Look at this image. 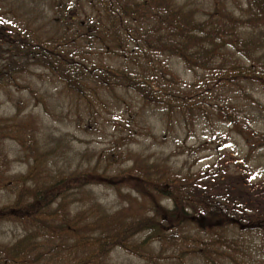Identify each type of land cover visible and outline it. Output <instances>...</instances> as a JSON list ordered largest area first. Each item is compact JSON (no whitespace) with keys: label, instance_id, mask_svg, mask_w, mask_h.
I'll return each mask as SVG.
<instances>
[{"label":"trees","instance_id":"16d2710c","mask_svg":"<svg viewBox=\"0 0 264 264\" xmlns=\"http://www.w3.org/2000/svg\"><path fill=\"white\" fill-rule=\"evenodd\" d=\"M33 67L83 105L89 123L101 117L95 104L110 99L134 120L129 93L180 129L217 132L219 123L264 146L248 126L264 116L256 96L264 97V0H211L201 13L178 0H0V92L38 99L25 78ZM40 134L32 113L0 118V191L11 195L0 223L24 233L0 244V264H110L116 249L144 264H264V179L248 157L235 171L216 149L215 162L194 172L128 152L124 167L70 171L66 153ZM7 142L23 155L24 174L10 175ZM92 188L111 191L117 209Z\"/></svg>","mask_w":264,"mask_h":264},{"label":"rangeland","instance_id":"374dc122","mask_svg":"<svg viewBox=\"0 0 264 264\" xmlns=\"http://www.w3.org/2000/svg\"><path fill=\"white\" fill-rule=\"evenodd\" d=\"M178 2L200 13L209 11L211 4V0H178ZM173 70L181 79L191 80V75L182 64L174 61ZM25 78L27 84L36 92L35 96L39 95L38 99H35L26 89L21 92L10 89L8 94L1 91L0 118L12 117L17 110H20L23 115L32 113L37 116L41 123V141L50 149H56L59 154L66 153L65 161L61 166L69 168L70 171L86 168L88 165L94 166L96 162H98L99 170L107 167H110V170L124 167L130 163L127 154L131 152L135 156L140 153L151 157L164 155L176 167L182 166L196 172L212 165L217 157L215 150L219 149L222 152L220 157L223 165L228 164V168L232 170L236 169V165L242 168L239 160L248 157L249 168L259 179H264V146L257 143L258 138L252 139L249 132H244L243 136L234 128L219 123H215L217 132L210 131L211 124L205 127L203 124L201 127L195 125L188 130H185L182 125L180 129L176 119L172 123L171 119L167 118L168 122H166L164 118H161L162 114L152 109L141 111L138 97L129 93L124 98L126 111H131L135 115L134 120L128 121L129 113L123 114L122 106L119 105V110L115 107L111 108L109 104L112 105V100L110 99L107 102L108 105L95 104L101 117L96 116L95 123H89L83 105H78L74 98L62 92L61 86L51 81V77L46 72L33 67ZM256 96L264 105V97ZM40 100L44 101V105L39 102ZM258 114L255 111L253 115L258 117ZM124 120H126L125 124ZM259 120L257 123L253 120L248 126L251 127L249 129L253 128L254 132L264 135V116ZM242 121L245 122L244 119ZM243 125L238 126L239 130L244 129ZM146 126H149L154 137L148 136L144 129ZM167 126V134L162 139L163 130ZM252 145L257 147L250 151L249 147ZM5 147L12 163L10 175L24 174L26 164L17 146L7 142ZM91 192L106 210L117 209L118 200L111 191L92 188ZM10 198L9 193L0 191V206L8 204L11 201ZM23 234V230L17 225L0 223V244L13 243ZM109 263L144 264L120 249L112 253Z\"/></svg>","mask_w":264,"mask_h":264}]
</instances>
